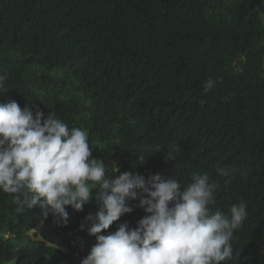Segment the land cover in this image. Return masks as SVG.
I'll return each instance as SVG.
<instances>
[{
    "label": "trees",
    "instance_id": "1",
    "mask_svg": "<svg viewBox=\"0 0 264 264\" xmlns=\"http://www.w3.org/2000/svg\"><path fill=\"white\" fill-rule=\"evenodd\" d=\"M5 74L0 103L85 130L90 159L116 163L109 178L159 173L186 185L207 173L220 185L213 211L247 202L233 258L220 264H264V0H0ZM208 79L216 84L205 94ZM217 167L235 171L223 178ZM137 192L126 201L133 210L101 234L151 215ZM91 194L82 210L65 206L67 225L49 213L28 233L42 209L0 191V264H81L96 243Z\"/></svg>",
    "mask_w": 264,
    "mask_h": 264
},
{
    "label": "clouds",
    "instance_id": "2",
    "mask_svg": "<svg viewBox=\"0 0 264 264\" xmlns=\"http://www.w3.org/2000/svg\"><path fill=\"white\" fill-rule=\"evenodd\" d=\"M6 80V74L0 75V95L9 90ZM215 84L206 80L204 93ZM43 115L36 108L34 118L27 105L22 109L14 100L0 103V191L13 195L22 207L42 209L37 227L28 233L38 231L49 213L55 223L67 225L65 206L82 210L92 199L91 189L97 188L98 211L85 218L96 243L81 264H220L233 258L232 241L248 218L247 202L233 204L227 213L213 211L220 185L210 181L207 173L193 172L186 185L159 173L147 180L128 171L109 178L106 172L119 169L116 163L109 167L90 159L85 130L70 128L54 114H47L42 123ZM161 149L156 145L154 153ZM166 159L175 156L167 152ZM216 171L219 177L230 178L235 169L217 167ZM137 190L147 194L139 206L151 215L135 228L125 222L114 233L101 234L133 210L126 201L136 199ZM12 238L11 232L3 235L5 240Z\"/></svg>",
    "mask_w": 264,
    "mask_h": 264
},
{
    "label": "rangeland",
    "instance_id": "3",
    "mask_svg": "<svg viewBox=\"0 0 264 264\" xmlns=\"http://www.w3.org/2000/svg\"><path fill=\"white\" fill-rule=\"evenodd\" d=\"M115 176H116L115 173H113V174L110 175L111 178H115Z\"/></svg>",
    "mask_w": 264,
    "mask_h": 264
}]
</instances>
